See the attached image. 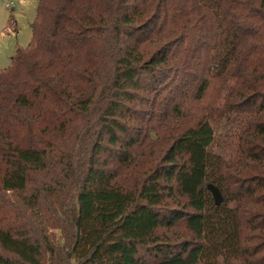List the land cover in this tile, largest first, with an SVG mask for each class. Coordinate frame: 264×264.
<instances>
[{
  "label": "trees",
  "instance_id": "16d2710c",
  "mask_svg": "<svg viewBox=\"0 0 264 264\" xmlns=\"http://www.w3.org/2000/svg\"><path fill=\"white\" fill-rule=\"evenodd\" d=\"M31 32L0 264H264V0H38Z\"/></svg>",
  "mask_w": 264,
  "mask_h": 264
},
{
  "label": "rangeland",
  "instance_id": "374dc122",
  "mask_svg": "<svg viewBox=\"0 0 264 264\" xmlns=\"http://www.w3.org/2000/svg\"><path fill=\"white\" fill-rule=\"evenodd\" d=\"M38 0H0V69L11 65L17 48L31 41V25Z\"/></svg>",
  "mask_w": 264,
  "mask_h": 264
},
{
  "label": "water",
  "instance_id": "95a60500",
  "mask_svg": "<svg viewBox=\"0 0 264 264\" xmlns=\"http://www.w3.org/2000/svg\"><path fill=\"white\" fill-rule=\"evenodd\" d=\"M208 188H209V191L211 192V194H212V196H213V199H214V203H215V205L218 206V205L221 203V201H222V199H221V195H220L218 189H216V188H215L214 186H212V185L209 186Z\"/></svg>",
  "mask_w": 264,
  "mask_h": 264
}]
</instances>
